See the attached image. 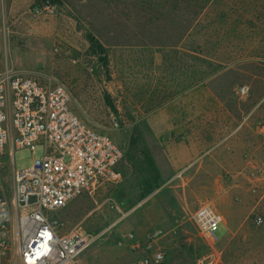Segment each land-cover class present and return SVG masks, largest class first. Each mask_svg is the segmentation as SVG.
Listing matches in <instances>:
<instances>
[{"label": "rangeland", "instance_id": "obj_1", "mask_svg": "<svg viewBox=\"0 0 264 264\" xmlns=\"http://www.w3.org/2000/svg\"><path fill=\"white\" fill-rule=\"evenodd\" d=\"M36 1L0 0V76L64 84L76 114L124 151L121 181L53 215L62 234L95 237L80 264H140L133 246L150 234L162 264L213 247L222 264H264V0H53L35 15ZM32 164L15 153L16 169ZM0 166L11 196L13 167ZM203 204L224 217L217 241L193 220Z\"/></svg>", "mask_w": 264, "mask_h": 264}, {"label": "built area", "instance_id": "obj_2", "mask_svg": "<svg viewBox=\"0 0 264 264\" xmlns=\"http://www.w3.org/2000/svg\"><path fill=\"white\" fill-rule=\"evenodd\" d=\"M55 10L53 0L33 4L35 15ZM248 93L247 86L238 90L241 99ZM24 149L31 152L33 164L16 169L15 153ZM123 158L124 151L113 139L89 128L76 114L64 84H44L11 72L0 76V162H9L14 170L8 196L0 166V264L11 263L12 256L17 264H80L95 237L81 231L62 234V223L53 215L79 194L121 181ZM193 220L214 241V228L225 222L207 204L197 209ZM153 238L150 234L144 242L135 241L133 248L144 252L140 264L165 261L166 252L154 248ZM195 264H222V252L213 247Z\"/></svg>", "mask_w": 264, "mask_h": 264}, {"label": "trees", "instance_id": "obj_3", "mask_svg": "<svg viewBox=\"0 0 264 264\" xmlns=\"http://www.w3.org/2000/svg\"><path fill=\"white\" fill-rule=\"evenodd\" d=\"M197 1H199V0H197ZM200 1L208 2V1H210V0H200ZM89 39H90L91 42H95V41H96L92 36H89ZM97 46H98L99 48L102 47V46H100V44H98ZM145 161L147 162L145 165H147V164H148V165L146 166L145 169L142 170V172H147V171L149 170V168L154 172V170L152 169V165L149 164V161H148V160H145ZM149 180H150V179H149ZM149 180H148V181H149Z\"/></svg>", "mask_w": 264, "mask_h": 264}, {"label": "crops", "instance_id": "obj_4", "mask_svg": "<svg viewBox=\"0 0 264 264\" xmlns=\"http://www.w3.org/2000/svg\"><path fill=\"white\" fill-rule=\"evenodd\" d=\"M223 225H224V226H225V228H226V232H225V234H224V236H225V235L227 234L228 230H227V226H226L225 222H224V224H223ZM224 236H223V237H224ZM223 237H222V238H223Z\"/></svg>", "mask_w": 264, "mask_h": 264}]
</instances>
